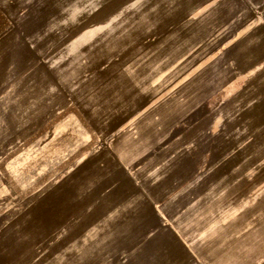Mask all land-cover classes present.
Listing matches in <instances>:
<instances>
[{
	"label": "rangeland",
	"instance_id": "374dc122",
	"mask_svg": "<svg viewBox=\"0 0 264 264\" xmlns=\"http://www.w3.org/2000/svg\"><path fill=\"white\" fill-rule=\"evenodd\" d=\"M62 12V0H0V115L31 130L0 177V264H200L188 237L206 264H257L264 0H168L159 35L104 43L68 39ZM97 77L148 102L101 116ZM73 160L88 171L66 191L68 225L36 197Z\"/></svg>",
	"mask_w": 264,
	"mask_h": 264
},
{
	"label": "clouds",
	"instance_id": "9594fccd",
	"mask_svg": "<svg viewBox=\"0 0 264 264\" xmlns=\"http://www.w3.org/2000/svg\"><path fill=\"white\" fill-rule=\"evenodd\" d=\"M166 2L168 0H62L63 12L59 23L68 39L89 31L96 32L101 38V43L127 34H130L133 39H147L149 37L144 33L145 27L153 35H159V32L153 31V28L162 23L160 9ZM177 2L178 0H171L172 4ZM73 7L78 11L73 12L71 10ZM118 17V22H115ZM97 80V91L91 97L90 107L101 116L115 119L123 115L125 105L148 102L134 100L135 93L127 94L114 77L109 79L97 77ZM30 135V129L13 128L0 115V177L6 175L3 169L8 160L9 145L14 144L17 138L24 139ZM80 163L83 162L73 160L67 164H61L57 175L61 176L63 182L52 183L40 191L36 197L45 204L59 202L61 209L68 214L66 221L68 225H71L72 221L71 212L78 205L74 197L65 195L66 191L78 185L88 171L87 166L76 171ZM73 172L75 174H72ZM253 259L257 261V264H264V243H257Z\"/></svg>",
	"mask_w": 264,
	"mask_h": 264
},
{
	"label": "crops",
	"instance_id": "0c3cea01",
	"mask_svg": "<svg viewBox=\"0 0 264 264\" xmlns=\"http://www.w3.org/2000/svg\"><path fill=\"white\" fill-rule=\"evenodd\" d=\"M157 210V209H156ZM155 210V211H156ZM158 216V215H157ZM160 225L163 226L164 225V221L163 219H160ZM174 231V230H173ZM175 232V231H174ZM195 238V237H194ZM196 239V238H195ZM194 239V242H198V241H202L203 239L201 238H198L195 240ZM183 240L187 243V249L189 251V253L193 256V257H196V258H201V260L199 261L200 264H206V258L207 259H210L212 256L210 254V252H204V253H198V250H197V247H196V244L193 242V240L191 238H183ZM193 242V243H192ZM204 242V240H203Z\"/></svg>",
	"mask_w": 264,
	"mask_h": 264
}]
</instances>
